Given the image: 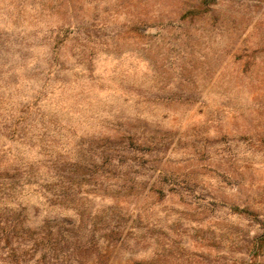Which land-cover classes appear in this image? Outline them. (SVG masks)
Wrapping results in <instances>:
<instances>
[{
    "label": "rangeland",
    "instance_id": "rangeland-1",
    "mask_svg": "<svg viewBox=\"0 0 264 264\" xmlns=\"http://www.w3.org/2000/svg\"><path fill=\"white\" fill-rule=\"evenodd\" d=\"M0 264H264V0H0Z\"/></svg>",
    "mask_w": 264,
    "mask_h": 264
},
{
    "label": "trees",
    "instance_id": "trees-1",
    "mask_svg": "<svg viewBox=\"0 0 264 264\" xmlns=\"http://www.w3.org/2000/svg\"><path fill=\"white\" fill-rule=\"evenodd\" d=\"M4 233V231H2Z\"/></svg>",
    "mask_w": 264,
    "mask_h": 264
}]
</instances>
